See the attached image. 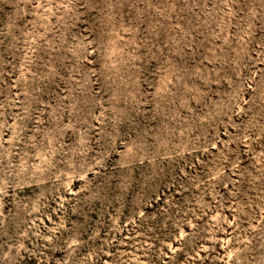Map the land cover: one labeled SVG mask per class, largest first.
<instances>
[{"label": "rangeland", "instance_id": "obj_1", "mask_svg": "<svg viewBox=\"0 0 264 264\" xmlns=\"http://www.w3.org/2000/svg\"><path fill=\"white\" fill-rule=\"evenodd\" d=\"M0 264H264V0H0Z\"/></svg>", "mask_w": 264, "mask_h": 264}]
</instances>
